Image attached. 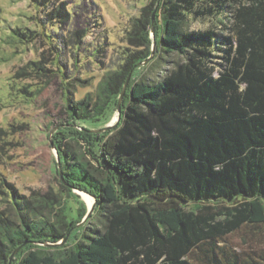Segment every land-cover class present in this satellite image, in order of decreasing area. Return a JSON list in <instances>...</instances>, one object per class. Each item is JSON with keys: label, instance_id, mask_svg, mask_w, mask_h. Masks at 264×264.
Segmentation results:
<instances>
[{"label": "trees", "instance_id": "16d2710c", "mask_svg": "<svg viewBox=\"0 0 264 264\" xmlns=\"http://www.w3.org/2000/svg\"><path fill=\"white\" fill-rule=\"evenodd\" d=\"M159 28L155 53L179 60L155 82L132 76L114 130L85 125L116 111L150 56L145 28L125 68L66 98L54 140L64 192L37 199L0 183V264H262L227 239L264 229V0H163ZM69 187L95 198L97 224L80 236L86 209L69 217Z\"/></svg>", "mask_w": 264, "mask_h": 264}, {"label": "rangeland", "instance_id": "374dc122", "mask_svg": "<svg viewBox=\"0 0 264 264\" xmlns=\"http://www.w3.org/2000/svg\"><path fill=\"white\" fill-rule=\"evenodd\" d=\"M162 2L0 0V183H9L21 195L37 199L50 200L64 192L54 140L55 132L69 119L66 98L71 103L79 100L102 75L122 70L132 56L145 50L139 37L142 28L148 31L150 56L129 72L119 107L132 76L137 81L155 82L179 60L175 55L155 53ZM60 5L65 8V18L56 15ZM147 18L151 24L143 26L142 20ZM210 23L190 20L185 27L202 29ZM37 62L43 67L40 70ZM118 120L116 106L101 121L85 126L89 132L99 133L106 126L104 131H111ZM70 189L78 197L66 199L69 217L76 215L77 206L86 209L76 224L80 236L86 226L97 224L94 219L91 223V213L86 217L92 197ZM227 240L239 255L248 254L264 264V229H244ZM64 242L66 239L60 243Z\"/></svg>", "mask_w": 264, "mask_h": 264}, {"label": "water", "instance_id": "95a60500", "mask_svg": "<svg viewBox=\"0 0 264 264\" xmlns=\"http://www.w3.org/2000/svg\"><path fill=\"white\" fill-rule=\"evenodd\" d=\"M126 83H127V82H126ZM126 83L124 84V86H123V88H122V91H121V93L119 94V97H118V103H117V113H118V117L120 116L119 102H120L121 97H122V95H123V93H124ZM107 128H108V126H106V127L103 128V129H100L99 131L106 130ZM61 180L63 181L62 178H61ZM74 190H77V189H74ZM77 191H78V190H77ZM88 195H89V194H88ZM90 196H91V195H90ZM91 197H92V204H91V206H90L89 209H88V212H87V214H86V217L92 212L93 205H94V203H95V198H94L93 196H91ZM58 243H59V242H58ZM16 252H17V249H15L14 252L11 254V256L9 257V261H11L13 255H14Z\"/></svg>", "mask_w": 264, "mask_h": 264}]
</instances>
